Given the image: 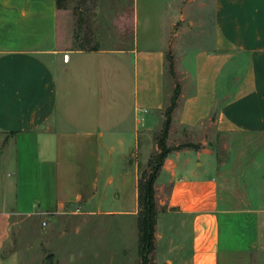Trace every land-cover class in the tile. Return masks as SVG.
<instances>
[{"label":"crops","instance_id":"0c3cea01","mask_svg":"<svg viewBox=\"0 0 264 264\" xmlns=\"http://www.w3.org/2000/svg\"><path fill=\"white\" fill-rule=\"evenodd\" d=\"M66 13L0 0V264H20L6 254L20 217L138 218L142 135L175 89L168 56L171 128L200 147L158 175L154 261L221 264L225 236V264L264 263V0H128L115 47L70 34Z\"/></svg>","mask_w":264,"mask_h":264},{"label":"rangeland","instance_id":"374dc122","mask_svg":"<svg viewBox=\"0 0 264 264\" xmlns=\"http://www.w3.org/2000/svg\"><path fill=\"white\" fill-rule=\"evenodd\" d=\"M99 5L102 6V14L100 17H96L95 12L100 8ZM77 6L83 11L84 19L92 23L88 32L92 43L103 47H115L121 28L115 20L116 17L119 19L120 12L128 9V0H68L64 26L73 36L78 33L82 35L86 32V28L88 29L87 25L83 27L82 33L78 30L77 13L79 8L77 9ZM124 23L123 28L127 29L126 34L122 33V36L128 35L129 22L124 20ZM169 66L170 62L168 61L166 64L168 80L173 81L176 86L177 82L180 83L177 73L179 64L174 62L176 77L170 74ZM168 107L161 112V123L157 129L142 135L141 176L150 173L151 163L160 150L158 138L163 132ZM170 129L167 139L169 146H177V144L186 142L193 143L192 141L199 138L198 132L193 130ZM217 137L216 149L220 153L221 159L226 160L230 154L229 149H226V146H229V136L217 134ZM13 192L9 187L8 196L13 197ZM137 221V217L124 215L98 216L89 219L81 216H62L49 213L35 219L20 217L14 224L13 244L6 254L16 253L20 264H139L140 232ZM186 233L188 232L186 231ZM226 241V237L223 236L221 264L226 262L224 254ZM167 255L171 258L174 256V254ZM260 264H264L262 258Z\"/></svg>","mask_w":264,"mask_h":264},{"label":"trees","instance_id":"16d2710c","mask_svg":"<svg viewBox=\"0 0 264 264\" xmlns=\"http://www.w3.org/2000/svg\"><path fill=\"white\" fill-rule=\"evenodd\" d=\"M68 0H57V6L59 9H66V3ZM79 6H77V9ZM83 11L79 8L77 13L78 23H79V32H83V27H89V20H85L83 16ZM90 28H88L89 30ZM89 31L86 32L84 36V41H87V35L89 36ZM76 38L81 36V34H75ZM83 49L86 46H82ZM93 49V48H91ZM168 61L170 62L169 72L173 77H176V72L174 70V60L172 56H168ZM181 94V84L176 83L171 102L169 107L166 110V120L163 128L162 135L158 138V147L159 152H157L155 158L151 163V171L148 174H145L140 177L139 180V215H138V228L140 232L139 236V264H151L155 263L154 254L156 249V226H157V217H158V207L156 200V181L158 175L162 169V166L166 160V157L173 150H180L186 147H192L198 149L199 144L196 143H183L177 146H169L167 139L170 133L171 123H172V113L178 104V99Z\"/></svg>","mask_w":264,"mask_h":264},{"label":"built area","instance_id":"2783aa9c","mask_svg":"<svg viewBox=\"0 0 264 264\" xmlns=\"http://www.w3.org/2000/svg\"><path fill=\"white\" fill-rule=\"evenodd\" d=\"M65 59H67V60H68V55H65ZM44 224H46V223H44Z\"/></svg>","mask_w":264,"mask_h":264}]
</instances>
